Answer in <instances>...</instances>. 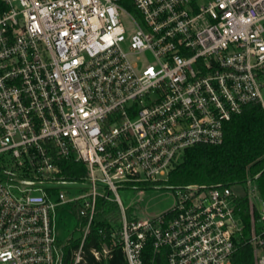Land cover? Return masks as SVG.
Listing matches in <instances>:
<instances>
[{
  "label": "built area",
  "instance_id": "built-area-1",
  "mask_svg": "<svg viewBox=\"0 0 264 264\" xmlns=\"http://www.w3.org/2000/svg\"><path fill=\"white\" fill-rule=\"evenodd\" d=\"M263 34L264 0H0V264H62L76 239L71 264H104L115 244L126 264H144L146 245L157 264H231L247 193L166 182L185 150L221 144L246 104L264 112ZM68 161L85 174H65ZM142 184L172 189L173 206L128 218L118 190ZM251 192L261 228L248 243L264 264ZM98 200L120 210L117 240L94 223ZM62 206L77 233L64 243ZM91 228L100 246L87 253Z\"/></svg>",
  "mask_w": 264,
  "mask_h": 264
},
{
  "label": "trees",
  "instance_id": "trees-1",
  "mask_svg": "<svg viewBox=\"0 0 264 264\" xmlns=\"http://www.w3.org/2000/svg\"><path fill=\"white\" fill-rule=\"evenodd\" d=\"M64 171L69 177L84 175L82 165L73 161L65 162ZM253 186L258 199L264 204V112L257 102L246 104L242 111L232 116L225 124L223 141L216 146H198L185 150L179 163L170 171L166 185H246ZM140 185L138 189L150 188ZM237 206L242 214L244 232L239 239L237 247L230 257L231 264H255L257 252L248 243L251 228L256 224L257 214L246 194L243 198L236 199ZM132 209L126 210L129 218ZM120 210L115 203L98 200L94 214L96 226L105 230L115 226L116 240L119 235ZM82 224V223H81ZM80 224V226H82ZM256 233L260 228L254 226ZM264 243V234L261 235ZM80 239L69 241L62 247V264H71L72 250L76 249ZM106 245H111L109 239ZM100 246V238L95 228H91L84 242V250L88 253L90 247ZM113 256L104 264H126L118 244L113 247ZM144 264H157L159 257L154 256L151 247L146 245L142 252ZM90 264H98L88 256Z\"/></svg>",
  "mask_w": 264,
  "mask_h": 264
},
{
  "label": "rangeland",
  "instance_id": "rangeland-1",
  "mask_svg": "<svg viewBox=\"0 0 264 264\" xmlns=\"http://www.w3.org/2000/svg\"><path fill=\"white\" fill-rule=\"evenodd\" d=\"M145 60L150 61V58L148 56L141 58V61ZM261 95L264 98V89H261ZM253 186H255L254 182L248 188L246 185H234L232 191L237 196L247 193L251 198ZM118 195L122 205L124 207L133 206L132 210L140 219L157 216L171 208L174 202L172 189L165 185L146 188L140 193L132 189H119ZM257 227L261 228V224H257ZM70 235L77 236L74 215L68 206H62L56 210V236L60 243H64Z\"/></svg>",
  "mask_w": 264,
  "mask_h": 264
}]
</instances>
